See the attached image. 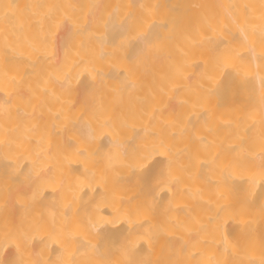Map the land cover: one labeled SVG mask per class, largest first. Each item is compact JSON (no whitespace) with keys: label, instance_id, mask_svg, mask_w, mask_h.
Returning a JSON list of instances; mask_svg holds the SVG:
<instances>
[{"label":"bare ground","instance_id":"obj_1","mask_svg":"<svg viewBox=\"0 0 264 264\" xmlns=\"http://www.w3.org/2000/svg\"><path fill=\"white\" fill-rule=\"evenodd\" d=\"M0 264H264V0H0Z\"/></svg>","mask_w":264,"mask_h":264}]
</instances>
